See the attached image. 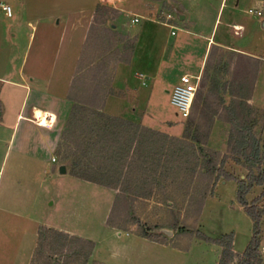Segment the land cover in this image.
Returning <instances> with one entry per match:
<instances>
[{"label": "rangeland", "instance_id": "obj_1", "mask_svg": "<svg viewBox=\"0 0 264 264\" xmlns=\"http://www.w3.org/2000/svg\"><path fill=\"white\" fill-rule=\"evenodd\" d=\"M129 1L137 12L132 16L139 21L134 27L127 21L128 26L114 33L108 29L118 15L116 0L100 3L94 20L99 30L88 42L87 63L78 70L69 95L77 101L109 93L121 98L126 112L123 117L133 124L125 126L123 136L129 131L142 135V128L149 127L182 139L188 117L179 116L166 90L183 73L200 74L201 82L209 69L208 83L205 87L199 83L195 98L200 93L202 96L197 102L194 98L189 114L195 120L191 136L182 143L161 138L159 146H152L156 152L138 146L134 170L122 173L121 191L64 175L74 161L81 167L106 161L105 151L95 150L90 158L82 152L91 125L97 121L90 107L77 110L80 117L64 128L57 157L59 164L66 166L63 175L55 173L57 169L50 164L25 166L14 157V149L6 152L7 146H0V264H82L83 259L73 253L76 242L66 238L59 244L48 230L54 228L41 222L65 225L76 233L74 236L91 240L93 249L87 264H218L221 246L200 234L216 239L232 232L238 247L252 235L253 222L244 208L238 207L236 180L245 178L248 182L247 175L258 174L260 169L255 163L244 162L243 157L236 161L234 143L228 144L231 123L226 119L244 116L253 120L252 130L264 143V0L259 7L244 1L239 13L244 32L230 21L224 22L211 45L204 37L182 41L179 14L183 8L178 0ZM247 9L260 10V14L247 13ZM13 20L14 16L0 19V47L11 38ZM25 27V31L31 30ZM137 32L140 53L133 64L144 62L136 68L143 69H139V77L136 70L131 72L134 81L122 72L123 82H117L116 66L130 60ZM202 42L209 45L205 52ZM214 76L217 84L209 88ZM195 134L200 142L192 139ZM142 150L152 156H143ZM5 152L8 160L2 162ZM158 157L163 169L154 172L153 167H144ZM213 157L212 164L222 165L236 180L202 169ZM260 165L264 166V160ZM141 192L142 196L137 195ZM246 198L264 209V181L252 184ZM112 208V218L120 228L107 224ZM261 223L260 240L264 237V213ZM259 253V264H264V255ZM237 261L235 257L231 264Z\"/></svg>", "mask_w": 264, "mask_h": 264}, {"label": "crops", "instance_id": "obj_2", "mask_svg": "<svg viewBox=\"0 0 264 264\" xmlns=\"http://www.w3.org/2000/svg\"><path fill=\"white\" fill-rule=\"evenodd\" d=\"M6 1L13 8L10 17L14 16V20L10 40L6 46L0 47V146L6 145V152L9 148L14 149V157L17 156L25 166L44 163L50 164L58 171V147L63 139L64 128L71 125L72 119L80 117V112L74 111L76 105L99 110L110 117L125 118L123 115L126 112L121 105V98L110 93L98 97L87 96V100L81 101L69 95L78 70L87 63L85 51L88 42L96 37L99 30L94 21L96 11L100 3L105 1ZM244 1H249L253 7H259L263 3V0H178L183 8L182 14H179L182 16V41H198L196 37H204L210 45L216 43L214 38L219 25L224 22L229 24V21L244 32L245 26L239 21ZM116 5L117 7H114L118 15L114 22L109 23L108 30L114 33L117 28L128 26V22L134 27L139 21L138 19L137 22H131L135 17L132 15L137 14L135 9L131 8L135 5L129 0H116ZM130 12L133 13L128 17ZM3 17L7 16L0 12V19ZM25 26L31 30L25 31ZM135 35L137 42L129 63L119 62L116 66L114 78L120 83L124 79L122 72H126L132 82L134 79L131 72L136 70V76L139 77V69L142 67L136 68L139 64H144L139 61L133 64L139 60L137 58L140 53L137 52L140 33ZM35 38L37 41L31 42ZM201 47L205 52L209 45L202 42ZM34 114L37 120L34 119ZM6 152L2 162L8 160ZM64 175L75 177L85 184L95 183L75 175L72 169ZM238 207L243 209L241 205ZM40 225L76 235L65 225L50 222H41ZM235 237L232 245L237 255L243 252L249 239L238 247ZM259 249L264 255V237H261Z\"/></svg>", "mask_w": 264, "mask_h": 264}, {"label": "trees", "instance_id": "obj_3", "mask_svg": "<svg viewBox=\"0 0 264 264\" xmlns=\"http://www.w3.org/2000/svg\"><path fill=\"white\" fill-rule=\"evenodd\" d=\"M247 59L251 58H248L247 56ZM208 70L209 69H206L205 71L206 80H209V76H207L209 75V73H207ZM205 78L201 80V82H199L202 87H205L208 83L207 81H205ZM215 84H217V78L214 76L211 78V83L208 85V87H213V85ZM201 96L202 95L200 93L197 97L199 98ZM197 97H194L196 102ZM243 104L246 105V107L249 109H251L252 107L246 101ZM82 107L86 106L76 105L74 107V111L76 110V112H78L77 110L81 109ZM93 113L96 114L95 119L97 121H93L94 123L91 125L88 134L89 140L85 142V149H83L82 152L84 155H87L90 158L95 150L105 151L103 157L106 159V161H99L96 166H90L89 164H87L83 167L79 166V163L74 161L72 171L77 176H80L82 178H85L87 180L93 181L106 187L118 189L120 191L122 190V173H131L135 168L133 167V160L135 158L134 154L137 153L139 150L138 146H145L146 148H144V151H146L145 149H147L148 147L150 148V152H156V150L152 146H159V141L161 138H164L171 142L175 141L177 143H182L183 139L190 138L191 128L194 125L195 121L194 118L190 117V115L187 116L188 122L187 126L183 131L182 139L174 136H169L166 133L153 130L147 127L142 128V135H136L134 134V132L130 133L132 131H129L127 133V136H123L124 131L127 130L125 126H133L131 122L122 118L107 116L99 110H94ZM246 119L247 117L244 116H232L230 119H226V121L231 123L228 144L231 145L232 143H234V157L236 161H239V156L243 157L244 162L255 163L258 169H260V172L258 174H248L247 178L249 179V181L246 182L245 178H239L238 180H236L235 176L227 172L222 167V165L217 166L215 164H212L214 157L212 160L207 162L206 166H202V169H206L210 174L215 173L216 176H223L225 180H236V182L238 183V188L236 191L237 202L244 208L245 212L248 214V216L253 222L252 235L247 245L245 246L243 252L237 255L233 251L232 232L224 234L216 239L207 237L204 234H200L206 240L215 241L222 247L218 264H231L233 258L235 257L238 258L236 264H259L260 262V224L264 209L259 208L255 201L249 203L246 198V193L250 189L252 184L260 185L264 181V166L261 167L260 165L261 162L264 160V154H262L260 147L264 146V143L261 144L260 140L256 137L255 133L252 130L255 122L253 120L247 121ZM209 122L210 124L207 125V131L212 125V119H210ZM129 126H127V128ZM192 139L196 142H200L198 134L193 135ZM249 150L251 151L248 153ZM145 155H147V152L143 154V156ZM148 156L150 158V156L152 155L149 153L147 157ZM158 159L159 160L157 161L149 160L147 164L144 165V167H147V169L153 167L154 172H157V169H163V165H160V157H158ZM143 162L144 161H142V163ZM124 168L126 169V171H124ZM137 195L142 196V192ZM112 211L113 208L111 209L110 214L108 215L107 224L112 227L120 228L118 223H116V221L112 218ZM42 229L47 230L45 227H43ZM48 230L51 231L54 236H57L59 244H61V241L63 242L66 238L75 241L76 246L73 248L74 256L81 257L83 259L82 264H87L88 258L92 253L93 249V242L91 240L70 235L66 232L56 229ZM41 234H43V231H40V237H43V235ZM143 235L149 237V234L147 232H144Z\"/></svg>", "mask_w": 264, "mask_h": 264}, {"label": "built area", "instance_id": "obj_4", "mask_svg": "<svg viewBox=\"0 0 264 264\" xmlns=\"http://www.w3.org/2000/svg\"><path fill=\"white\" fill-rule=\"evenodd\" d=\"M110 1V0H102ZM251 13L260 14V10L250 9L248 10ZM0 12L5 16L10 17L13 14L12 6L6 0H0ZM171 17L170 14L167 15V19ZM138 18L134 17L131 19V22H137ZM200 74H190L183 73L179 76L178 82L169 90L170 94V103L173 105L181 117H187L190 114L191 106L197 87L200 82ZM34 119L37 120V117ZM54 161L55 158H52Z\"/></svg>", "mask_w": 264, "mask_h": 264}, {"label": "water", "instance_id": "obj_5", "mask_svg": "<svg viewBox=\"0 0 264 264\" xmlns=\"http://www.w3.org/2000/svg\"><path fill=\"white\" fill-rule=\"evenodd\" d=\"M180 19H182V16H179ZM167 92H169V90H166ZM58 172L59 173H65L66 172V166L65 164H59L58 166Z\"/></svg>", "mask_w": 264, "mask_h": 264}]
</instances>
